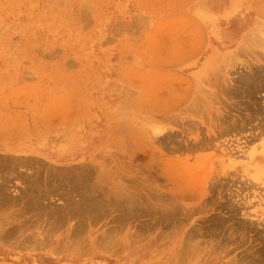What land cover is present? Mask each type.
I'll return each instance as SVG.
<instances>
[{
	"label": "rangeland",
	"instance_id": "374dc122",
	"mask_svg": "<svg viewBox=\"0 0 264 264\" xmlns=\"http://www.w3.org/2000/svg\"><path fill=\"white\" fill-rule=\"evenodd\" d=\"M263 137L264 0H0V264H264Z\"/></svg>",
	"mask_w": 264,
	"mask_h": 264
},
{
	"label": "bare ground",
	"instance_id": "6f19581e",
	"mask_svg": "<svg viewBox=\"0 0 264 264\" xmlns=\"http://www.w3.org/2000/svg\"><path fill=\"white\" fill-rule=\"evenodd\" d=\"M254 30H256V29H254ZM256 32V31H255ZM254 35L251 33L249 36H247V41L246 42H250L253 38ZM258 42V41H257ZM252 44V43H251ZM248 45V44H247ZM252 46V45H251ZM246 47V46H245ZM248 47H249V45H248ZM248 49V48H247ZM244 52V51H243ZM242 52V53H243ZM239 55H240V53H239ZM238 56V55H237ZM228 60V59H227ZM219 62V61H218ZM217 67V66H216ZM239 71V70H238ZM238 73H240V72H238ZM242 73H244V72H242ZM240 75H241V73H240ZM241 76H243V75H241ZM240 78V77H239ZM238 79V78H237ZM241 81V80H240ZM242 81H243V79H242ZM263 85V84H262ZM238 87V86H237ZM264 138V137H263ZM262 152H263V150H262ZM261 152V153H262ZM250 159V161H249V163H248V166H250V170H251V172L253 171V170H255L256 171V173L257 174H253V179H259L260 177H262V175H264V163L262 162V161H264V153H262V154H258V153H255V152H253L252 154H250V157H249ZM250 172V173H251ZM254 172V171H253ZM252 176V175H251ZM192 237H193V235H192Z\"/></svg>",
	"mask_w": 264,
	"mask_h": 264
},
{
	"label": "crops",
	"instance_id": "0c3cea01",
	"mask_svg": "<svg viewBox=\"0 0 264 264\" xmlns=\"http://www.w3.org/2000/svg\"><path fill=\"white\" fill-rule=\"evenodd\" d=\"M22 154H24V153H35L34 151H25L24 152V150L21 152Z\"/></svg>",
	"mask_w": 264,
	"mask_h": 264
}]
</instances>
